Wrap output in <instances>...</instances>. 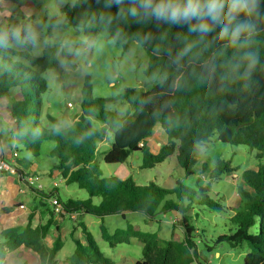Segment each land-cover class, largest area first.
Here are the masks:
<instances>
[{
    "label": "trees",
    "instance_id": "16d2710c",
    "mask_svg": "<svg viewBox=\"0 0 264 264\" xmlns=\"http://www.w3.org/2000/svg\"><path fill=\"white\" fill-rule=\"evenodd\" d=\"M260 2L261 18L256 21L251 47L240 49L226 47V41L217 39L218 28L201 39L198 34L188 32L186 26L137 22L127 14L131 0H123L122 16L118 15L116 5L107 7L106 0H75L64 5L61 11L66 25L95 34L106 32L116 43L132 37L149 53L145 73L159 77V81L146 91H123L121 98L128 103V120L104 110L107 99L103 98L91 99L93 107H87L82 101V112L71 121L43 112L46 81L41 73L56 66V49L48 43L40 56H34L29 43L22 49L0 47V100L13 120L9 142L13 139L22 144L35 158L45 142H52L54 146L48 150V155L56 159L52 170L58 171L65 183H76L88 194L86 199H63L55 188L47 194L40 191L42 196L55 197L68 215L90 214L100 219L113 214L125 217L126 212H143L149 217L178 212L183 228L180 240L161 239L155 232L136 230L130 223L125 229L110 234L101 224V237L111 246L128 243L132 237L142 243V258L135 264H192L194 261L201 264L198 245L194 242L196 237L203 241L201 231L194 224L196 209L225 214L228 232L219 235L216 241H225L231 247L245 243L248 250L244 264H264V164L241 173L236 186L239 202L229 209L210 195V181L235 169L227 160H216L208 173L209 182L202 183L196 178L192 185L178 182L173 188L152 182L139 185L132 177H104L95 161L98 145L107 138L108 132L112 133V140L102 154L104 162L122 163L133 152H141V167L149 168L174 154L187 177L197 173L195 166L204 155L203 147L214 135L216 140L244 145L257 150L258 157L264 156V0ZM57 22L58 19L52 20L50 28ZM40 26L41 23L36 24ZM185 48L189 51L180 55ZM246 51H255L259 56L250 74H245L247 61L242 58ZM86 86L89 91L88 82ZM132 108L135 113L128 116ZM93 119L101 125L94 127ZM156 124L166 133L167 141L152 153L148 140ZM141 141L143 146H139ZM206 168L203 163L202 170ZM14 172L20 178L36 174L16 166ZM52 220L51 216L32 227L29 215L26 225L1 230L0 264H5L8 250L20 246L35 251L40 264H57V253L63 247L61 235L57 233L51 246L45 243ZM58 229L55 227L57 232ZM70 236L74 250L67 264L112 263L85 224H82L83 241L74 236L73 230Z\"/></svg>",
    "mask_w": 264,
    "mask_h": 264
},
{
    "label": "rangeland",
    "instance_id": "374dc122",
    "mask_svg": "<svg viewBox=\"0 0 264 264\" xmlns=\"http://www.w3.org/2000/svg\"><path fill=\"white\" fill-rule=\"evenodd\" d=\"M74 1L19 0L13 2L0 0V28L11 24L22 30L30 28L36 35V42L29 43L32 45L30 53L34 56H40L48 43L56 49V66L41 73L46 81V91L42 95L43 112L59 120L71 121L82 112V101L87 107H93L91 99L103 98L107 99L103 104L104 110L125 116L128 120L126 116L128 103L121 98L123 91L126 89L146 91L159 81V77L147 76L145 73L150 55L132 37L123 43H116L106 32L95 34L66 25V18L61 9L64 5L72 4ZM54 19H58V24L50 28L51 21ZM37 23H41V26L36 27ZM11 47L22 49L25 44ZM35 69L39 70V68ZM87 82L90 84L89 91L86 88ZM96 110L98 111V108ZM134 113L135 109L132 108L128 116ZM92 122L94 127L101 125L96 119ZM155 131L156 127L153 133ZM165 136L166 133L160 132L151 137L148 147L152 153H156L160 146L166 143L167 139L165 143H158ZM111 140L112 133L108 132L107 138L99 143L98 152L95 155V161L102 175L121 179L132 177L139 185L152 182L163 188H173L178 182L192 185L196 178H199L202 183H207L209 182L208 173L216 160L229 161L235 168L234 171L210 181L211 197L229 209L238 205L239 197L236 193V186L240 181L241 173L245 169L256 168L264 164V156L258 157L257 150L244 145L221 142L216 140L214 135L203 147L204 155L195 166L197 173L187 177L184 169L177 164L174 154L149 168L141 167V152H133L122 163H106L102 159V154L110 147ZM12 146L18 152L13 162L20 163L23 160L29 162L28 167H21L23 171L30 172L33 164L37 165V174L32 175L35 183L25 182L27 189H36L38 188L36 185L39 184L41 188L38 190L42 193L47 194L49 190L54 191L56 188L63 199H86L88 197L86 191L79 188L76 183H65L62 178H58L57 172L52 170L53 163L56 162L55 158L48 155V150L54 146L52 142H45L36 158L32 157L20 143H12ZM203 163L207 166L206 170H202ZM54 181H56V186L53 185ZM31 185L35 188H31ZM31 201H36V205L45 210L46 205H51L47 204L41 196ZM41 201H44L46 205L38 204ZM97 201L95 198L94 202ZM196 212L198 215H193L194 224L201 231L203 241H199V237H196L194 242L198 245L201 264H244V256L248 250L245 243L231 247L225 241H216L219 235L228 232L225 214H218L207 209L200 211L196 209ZM54 215L60 217V226L65 231L62 237L63 248L57 255L61 262L65 261L74 250L70 232L73 230L75 237L83 239L82 224L87 226L104 256L111 259V264H135L142 258V243L136 237H132L128 243L111 246L101 237V224L106 226L110 234L125 229L130 223L136 230L155 232L161 239L180 240L183 238V228L179 222L181 216L175 211L165 214L158 213L154 217H149L143 212H126L125 217L113 214L103 219L90 214L68 215L55 212ZM192 264L199 263L194 261Z\"/></svg>",
    "mask_w": 264,
    "mask_h": 264
},
{
    "label": "clouds",
    "instance_id": "9594fccd",
    "mask_svg": "<svg viewBox=\"0 0 264 264\" xmlns=\"http://www.w3.org/2000/svg\"><path fill=\"white\" fill-rule=\"evenodd\" d=\"M128 15L137 22L155 21L172 26H186L201 39L219 29L217 39L226 41V47L250 48L256 33V21L261 18L260 0H131ZM123 0H106V6L116 5L118 15H124ZM23 31V34H22ZM145 41L149 37L144 38ZM36 35L30 29L12 26L0 28V47L35 43ZM189 51L185 48L180 55ZM247 61L245 74L259 62L255 51L243 53Z\"/></svg>",
    "mask_w": 264,
    "mask_h": 264
},
{
    "label": "crops",
    "instance_id": "0c3cea01",
    "mask_svg": "<svg viewBox=\"0 0 264 264\" xmlns=\"http://www.w3.org/2000/svg\"><path fill=\"white\" fill-rule=\"evenodd\" d=\"M0 114H3L0 116V121H2V138H0V159L8 161L11 165H14L20 169H22L21 167L23 166L28 167L29 162L27 163L24 160L20 163H18L17 161L13 162L14 157H12L11 155L14 147L12 146V143H15V141L12 139V141L9 142L8 140L9 131L11 130L13 120L9 114V111L6 109L3 100H0ZM5 121L7 122L6 125ZM155 127L156 131L152 134V136H155L160 132L165 133L159 124H156ZM151 139L152 138L148 140V145H150L149 142ZM166 139L167 136L160 139L158 143H165ZM14 150L16 149L14 148ZM36 168L37 165L33 164V169H30V172H35L37 174ZM56 172L58 178H61L59 172ZM26 186L27 185L25 184V181H23L22 178H20V176L15 172L0 171V231L12 226L26 225L29 215H31L32 227H36L37 225L44 223L49 217L52 216L53 220L50 226V231L45 237L46 245L51 246L57 236V233H59L62 238L65 232L60 226V217L55 216L53 207L51 205L44 204V201H41L38 204L46 205V210L44 208H39L35 203L36 201H31L33 199L36 200L37 196H43L42 193L38 191V189H27ZM49 192L51 191L49 190ZM43 198L48 204L49 198ZM20 205H24V207H20ZM55 227L59 228L58 232L55 230ZM81 241H83V239H81ZM56 260L57 264H67V258L65 261L61 262L60 260H58V256H56ZM5 264H40V258L39 255L32 249L20 246L15 250H8L6 252Z\"/></svg>",
    "mask_w": 264,
    "mask_h": 264
},
{
    "label": "built area",
    "instance_id": "2783aa9c",
    "mask_svg": "<svg viewBox=\"0 0 264 264\" xmlns=\"http://www.w3.org/2000/svg\"><path fill=\"white\" fill-rule=\"evenodd\" d=\"M70 105V103H69ZM139 146H143V142H139ZM17 156V151L13 150L12 151V157H16ZM0 171L2 172H14V165H11L8 161H5L4 159H0ZM23 181L28 182L29 184H34L35 183V179L34 176L32 175H26L24 178H22ZM53 185L56 186V181L53 182ZM32 187V185H31ZM36 187H39V184L36 185ZM49 203L53 206V209L56 213L58 214H66L62 208V206L58 203L57 199L55 197H50L48 199ZM20 207H24V205H20ZM69 215H73V214H69Z\"/></svg>",
    "mask_w": 264,
    "mask_h": 264
}]
</instances>
